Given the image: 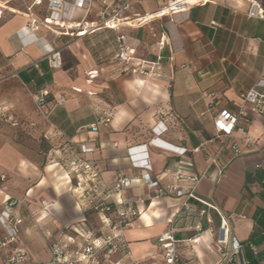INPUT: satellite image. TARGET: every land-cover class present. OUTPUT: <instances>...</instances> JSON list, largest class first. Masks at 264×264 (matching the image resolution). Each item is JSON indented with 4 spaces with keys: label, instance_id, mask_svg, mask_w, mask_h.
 I'll list each match as a JSON object with an SVG mask.
<instances>
[{
    "label": "crops",
    "instance_id": "1",
    "mask_svg": "<svg viewBox=\"0 0 264 264\" xmlns=\"http://www.w3.org/2000/svg\"><path fill=\"white\" fill-rule=\"evenodd\" d=\"M99 1L90 0L87 9L72 8L70 23L97 24ZM256 1L264 9V0ZM0 3V105L19 122L12 127L0 119V174L6 175L0 182V210L7 199L20 201L15 214L21 223L8 252L25 250L31 259L47 261L49 242L63 233L79 238L77 232L92 227L93 219L99 222L60 160L70 157L60 150L67 142L78 153L80 145H94L81 157L108 184L120 174L147 173L161 186H191L176 182L175 171L200 178L194 195L229 216L241 244L232 264H264V153L258 150L264 145V113L247 110L235 140L217 135L212 122L215 113L235 112L233 103L261 73L264 19L248 15V0H208L148 24L99 29L78 38L40 24L29 28L22 0ZM163 4L131 0L126 15L151 14ZM45 14L44 6L34 8V15ZM161 34L166 43L159 49L155 43ZM119 35L134 51L129 66L113 59ZM55 50L61 66L53 70L46 57ZM140 65L150 67L146 75L131 72ZM41 90L50 93L47 122L33 100ZM53 99L60 104L53 105ZM110 110V121L100 123ZM245 134L253 145L241 141ZM115 199L130 203L138 214L123 233L128 255H114L111 264H127L128 257L137 264H164L157 239L172 221L185 264L220 263L215 211L193 199L191 210L180 211L184 197L154 198L139 179Z\"/></svg>",
    "mask_w": 264,
    "mask_h": 264
},
{
    "label": "built area",
    "instance_id": "2",
    "mask_svg": "<svg viewBox=\"0 0 264 264\" xmlns=\"http://www.w3.org/2000/svg\"><path fill=\"white\" fill-rule=\"evenodd\" d=\"M22 2L28 18L27 25L29 28H34L40 24L48 30H55L60 34L78 38L99 29L115 30L131 23L136 25L148 24L163 17H171L185 12L190 6L204 5L208 0H164L163 6L155 12L133 17L126 15L130 10L131 0H100L99 10L96 13V17L99 20L97 24L85 22L70 23L69 21L71 9H87L90 0H73L72 2L66 0H22ZM248 2L250 4L248 15L264 19V9L260 7V4L256 0H248ZM115 4L117 5L115 6ZM40 6H44L46 10L43 18L34 15V8ZM116 43L117 48L113 59L129 66L133 60V49L126 44L123 35L117 36ZM165 43V36L161 34L155 45L161 49ZM46 61L50 69H59L61 66L60 51H52L46 57ZM149 69L150 67L140 65L137 68H131V72L133 74L146 75ZM259 88L264 89V62L254 87L240 94L238 103H233L236 111L231 113L222 110L212 116L217 135L223 136L226 140H235L234 132H243L239 126V121H247V110L253 114L264 113V93L259 92ZM49 96L50 93L47 90H41L33 97L36 110L40 118L45 122H47L49 114L48 105L51 103ZM53 100V105H58L61 102L57 99ZM112 116L113 111L110 110L106 113L105 118L99 120V122L106 124ZM0 119L12 127L19 125L18 120L5 112L2 105H0ZM92 129L96 130L95 127H92ZM241 141L246 145H253L254 143L253 138L247 134L241 137ZM93 149V144H83L80 145L78 153L71 145L64 142L60 146V150L64 154H69L70 157L66 161L61 156L59 157L65 166L68 167V170L73 173L76 183L75 191L89 211L99 218V226L95 229L87 227L77 232L79 238L63 233L60 240L48 243L49 259L47 261H37L31 259L25 250L8 252V247L17 239L21 218L15 214V208L20 201L7 199L2 203L0 210V232L2 234L0 238V264H97L100 258H106L110 255L127 256L128 244L123 233L132 225L138 213L130 203L118 202L115 198L129 188L133 180L137 179L141 181L143 186L152 191L154 198L167 195L184 197L180 211L191 210L188 204L191 199L215 211L219 217V226L215 238V244L220 253L219 264H232L239 256L241 244L232 234L229 216L221 212L216 204L207 203L194 195L200 178L187 176L175 171L173 172V178L176 182L188 183L191 186L185 187L177 184L161 186L158 181L147 173L133 177L120 174L111 184H108L102 180L97 168L81 157V154L89 153ZM231 150L235 156L239 155V149L236 144L233 143L231 145ZM258 150L264 153V145ZM216 157L210 158V162L214 164ZM5 178V174H0V182H3ZM200 213L203 214L204 211ZM195 228L199 229L198 226H195ZM157 245L162 253L164 264H185L177 251L173 221L159 235ZM127 264L137 263L128 257Z\"/></svg>",
    "mask_w": 264,
    "mask_h": 264
},
{
    "label": "rangeland",
    "instance_id": "3",
    "mask_svg": "<svg viewBox=\"0 0 264 264\" xmlns=\"http://www.w3.org/2000/svg\"><path fill=\"white\" fill-rule=\"evenodd\" d=\"M2 4V3H1ZM0 4V5H1ZM1 14V13H0ZM92 213V212H91ZM90 219H93L92 217H90ZM92 228L93 229H95V228H97L98 226H99V222L98 221H95L94 219H93V221H92ZM114 255H110V256H108V257H106V259H107V261L106 262H104V260L105 259H103V258H100V260H99V262L101 263V264H111V263H113V261H114V257H113ZM126 264V263H125Z\"/></svg>",
    "mask_w": 264,
    "mask_h": 264
},
{
    "label": "bare ground",
    "instance_id": "4",
    "mask_svg": "<svg viewBox=\"0 0 264 264\" xmlns=\"http://www.w3.org/2000/svg\"><path fill=\"white\" fill-rule=\"evenodd\" d=\"M1 4V3H0ZM1 6V5H0ZM2 7V6H1ZM8 7V6H7ZM11 8V7H10ZM16 9V8H15ZM14 13V12H13ZM22 13V12H21ZM24 13V12H23ZM25 17V16H24ZM131 26V25H130Z\"/></svg>",
    "mask_w": 264,
    "mask_h": 264
},
{
    "label": "snow or ice",
    "instance_id": "5",
    "mask_svg": "<svg viewBox=\"0 0 264 264\" xmlns=\"http://www.w3.org/2000/svg\"><path fill=\"white\" fill-rule=\"evenodd\" d=\"M221 127H223V126H221ZM97 244H99V242H97Z\"/></svg>",
    "mask_w": 264,
    "mask_h": 264
}]
</instances>
